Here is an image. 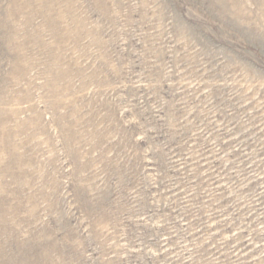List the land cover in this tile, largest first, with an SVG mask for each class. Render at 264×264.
I'll return each mask as SVG.
<instances>
[{
    "label": "rangeland",
    "instance_id": "rangeland-1",
    "mask_svg": "<svg viewBox=\"0 0 264 264\" xmlns=\"http://www.w3.org/2000/svg\"><path fill=\"white\" fill-rule=\"evenodd\" d=\"M0 264H264V0H0Z\"/></svg>",
    "mask_w": 264,
    "mask_h": 264
}]
</instances>
